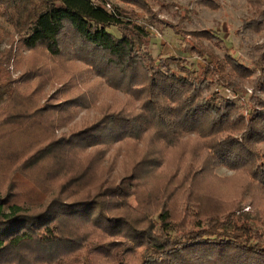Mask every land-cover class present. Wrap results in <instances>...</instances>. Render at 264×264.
<instances>
[{
	"label": "trees",
	"instance_id": "1",
	"mask_svg": "<svg viewBox=\"0 0 264 264\" xmlns=\"http://www.w3.org/2000/svg\"><path fill=\"white\" fill-rule=\"evenodd\" d=\"M127 1L152 13L144 0ZM196 2L220 7L218 0ZM249 4L252 16L238 35L248 46L250 65L228 52L223 58L211 55L201 39L219 45V37L203 27L188 34L197 42L190 52L205 60L192 71L183 58L155 61L143 51L150 34L125 19L137 17L133 10H110L97 0H0L3 17L28 50L44 48L61 63L79 59L89 68L85 72L139 101L137 109L131 104L120 111L103 109V117L90 126L56 138L54 130L71 119L72 107L92 106L96 91L78 96L69 107L51 108L37 104V92L13 93L10 109L0 114V264H79L85 262V250L110 264H264V214L259 227L228 215L241 199L251 204L264 194V99L254 94L247 115L245 105L213 90L218 82L244 92L245 83L253 81L264 95V43L256 42L264 31V3ZM257 72L260 76L252 80ZM29 73L38 84L47 82L48 76L34 66ZM192 134L204 140L210 153L200 169L177 176L164 148ZM29 136L39 143L31 153ZM19 142L24 147H17ZM115 144H125L123 154L131 163L125 176L111 183L107 176L115 158L109 166L107 153ZM219 166L236 174L220 178L215 174ZM153 174L164 178L162 197L151 207L132 206L131 197H142L145 180ZM203 188L214 195L204 199ZM180 194L188 218L200 216L198 206L197 214H191L193 200L209 208L211 198L222 196L234 205L224 210L219 203L218 213L194 222H214L212 231L194 226L185 232L172 216ZM223 216L230 224L219 221Z\"/></svg>",
	"mask_w": 264,
	"mask_h": 264
},
{
	"label": "rangeland",
	"instance_id": "2",
	"mask_svg": "<svg viewBox=\"0 0 264 264\" xmlns=\"http://www.w3.org/2000/svg\"><path fill=\"white\" fill-rule=\"evenodd\" d=\"M144 1L147 2L152 13H147L141 6L133 5L127 0H97V2H103L110 10L134 11V15H137V17L126 15L125 19L136 21L145 27L148 34H150V38L143 43L141 48L151 55L155 61L159 57L178 56L184 59V64L192 71L204 66L205 60L190 52L191 46L196 45L197 42L188 34L201 31L205 27L215 31L219 37V45L210 40L201 39V42L209 48L211 55L223 58L225 53L228 52L245 64L250 65L248 46L244 43L243 37L238 35V30L242 29L244 20L252 16L253 8L249 4L250 0H218L220 7L217 10L202 7L196 0ZM261 1L264 3V0ZM110 31L119 36V31L116 28H112ZM256 42L264 43V31L256 37ZM8 51H11L9 60L3 61L2 56ZM206 59L210 61V57H206ZM63 62L54 60L44 48L31 51L24 47L19 41L18 33L3 17L0 10V114L10 109L13 104L11 96L15 91L21 93L37 92L34 97L37 104L45 106V108H51L61 104H67V107H69V102L72 103L78 96L86 95L87 92L95 90L97 95H95L92 106L72 107L71 119H64L62 125L54 130L56 138H67L73 132H78L103 117L105 113L103 109L120 111L127 109L130 104L136 109L139 107V101L132 97L129 100V96L122 90L111 87L106 80L95 73L85 72L89 71V68L83 61L76 59ZM33 66L38 73L48 76L47 82L38 84L37 78L29 73V69ZM258 76H260V72H257L252 80ZM253 84V81H247L243 88L244 92H236L215 82L213 90L222 99L234 101L239 106L245 105L244 112L248 115L249 109L254 107L251 100L252 96L255 94L256 97L264 99L263 93L255 88ZM16 134H12V136L17 137L19 133ZM237 137L242 141L241 134ZM28 138V141L32 143V148L28 152L31 153L38 148L39 143L33 136ZM203 142L202 138L192 134L183 138L178 146L170 149L164 148L163 155L167 160H170L177 176H182L183 172H189L191 169L198 170L205 164L203 158L210 152L204 148ZM16 146L24 147L21 142L17 143ZM118 148H120V151H118ZM125 150H128L125 148V144H115L107 153L109 166L115 158L113 171L107 176L111 183H118L125 176L128 163H131V159L123 154ZM179 158L181 159L179 160ZM215 174L220 178H229L233 177L236 172L219 166L215 169ZM145 182V187L142 188V197L139 193L131 197L130 203L132 206L151 207L155 205L154 202L157 198L162 197L163 190L166 187L164 178L160 174L150 175ZM201 191L203 193L200 192V194L203 195L204 199L208 194L214 195L213 193L205 194L206 190L204 188ZM183 193L186 194L185 191ZM184 195L180 194L179 198H176L175 212L173 213L172 210V216L174 218L175 215L178 220L175 225H181L183 229H186L185 232L192 230L194 226L203 227L202 230L206 232L212 231L214 222L209 224L202 221L201 224L194 222L201 217L204 218L213 213H218L219 203L223 205L224 210L234 205L231 201L220 198L222 196L219 197V200H215L214 197L211 198L209 208L203 201L199 206L193 200L191 214H197L196 209L200 208V216L188 218L185 208L182 207V205L186 206ZM237 204V206H233L232 209L228 210V215L233 214L232 216L237 218L236 220H247L255 223L257 227L261 226V217L264 214V194L260 193L258 197L253 198L251 204L242 199ZM159 212L160 210L157 213ZM156 218L157 215H154L153 220H156ZM180 220H185V223L182 224ZM219 221H226V225L230 224L226 216L221 217ZM194 230H197V228ZM84 258L85 262L79 264H110L106 257H100L94 252L89 254L86 250ZM58 264L70 263L59 262Z\"/></svg>",
	"mask_w": 264,
	"mask_h": 264
}]
</instances>
